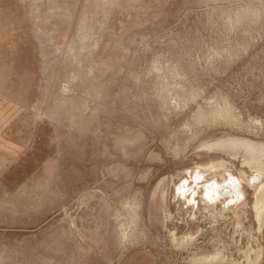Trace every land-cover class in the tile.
<instances>
[{
    "label": "rangeland",
    "instance_id": "rangeland-1",
    "mask_svg": "<svg viewBox=\"0 0 264 264\" xmlns=\"http://www.w3.org/2000/svg\"><path fill=\"white\" fill-rule=\"evenodd\" d=\"M230 138L264 145V0H0V264H264Z\"/></svg>",
    "mask_w": 264,
    "mask_h": 264
},
{
    "label": "bare ground",
    "instance_id": "bare-ground-1",
    "mask_svg": "<svg viewBox=\"0 0 264 264\" xmlns=\"http://www.w3.org/2000/svg\"><path fill=\"white\" fill-rule=\"evenodd\" d=\"M225 109H227V108H225ZM223 114H225V112ZM220 115L222 116V114H220ZM218 116H219V114H218ZM221 116H219L218 118H220ZM206 147L208 150H211V151L218 150V151H221V152H223L229 156L231 155L232 157H234L238 152H242L244 154V157H245L244 158V166L247 165L254 174H257L259 176L264 175V164L262 162H260L261 161L260 159L262 158V156H264V145L263 144L257 145L256 143H252V142L247 141L245 139L242 140V139H237V138H230L229 140L217 141L213 144L207 145ZM241 156H242V154H241ZM226 165H227V163L221 159V161L219 160L218 162H216V163L214 162L212 164H209L208 166L204 165L201 168H203L204 170H207L210 173L215 174L218 171H221V172L226 171ZM199 177H200L199 175L196 176V178H199ZM224 177H223V179H225ZM226 181L227 182L223 183L222 185L213 183L210 186L209 185L205 186V188H206L205 192H206L207 199L211 200L214 198V196H217L220 194H225V193H227V195H231L234 193L233 196H236L237 192L235 191L233 179L230 178L229 180H226ZM178 189H179V191L184 193V190H185L184 185H180L178 187ZM254 196H255L254 197L255 201L253 203L252 209H253V212L255 215V219L259 225L260 224V217L264 215V180L262 183H260L259 185L256 186Z\"/></svg>",
    "mask_w": 264,
    "mask_h": 264
}]
</instances>
